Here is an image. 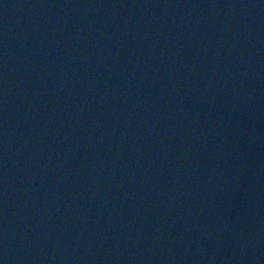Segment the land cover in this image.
I'll list each match as a JSON object with an SVG mask.
<instances>
[{
    "label": "water",
    "instance_id": "obj_1",
    "mask_svg": "<svg viewBox=\"0 0 264 264\" xmlns=\"http://www.w3.org/2000/svg\"><path fill=\"white\" fill-rule=\"evenodd\" d=\"M0 264H264V0H0Z\"/></svg>",
    "mask_w": 264,
    "mask_h": 264
}]
</instances>
